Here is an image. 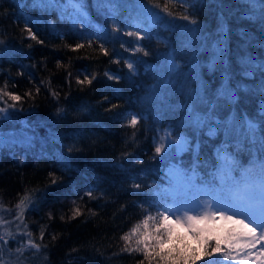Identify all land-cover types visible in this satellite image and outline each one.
<instances>
[{
    "label": "trees",
    "instance_id": "16d2710c",
    "mask_svg": "<svg viewBox=\"0 0 264 264\" xmlns=\"http://www.w3.org/2000/svg\"><path fill=\"white\" fill-rule=\"evenodd\" d=\"M154 2L174 16L147 0H0V89L22 97L0 113V217L11 222L0 234H13L0 241L4 264H148L124 250L137 224L158 222L199 185L218 192L225 165L264 172V0ZM138 26L148 29L140 41L126 35ZM86 75L95 79L78 84ZM214 223L221 235L234 227Z\"/></svg>",
    "mask_w": 264,
    "mask_h": 264
},
{
    "label": "snow or ice",
    "instance_id": "6c2138e0",
    "mask_svg": "<svg viewBox=\"0 0 264 264\" xmlns=\"http://www.w3.org/2000/svg\"><path fill=\"white\" fill-rule=\"evenodd\" d=\"M37 3H42L44 0H35ZM71 2V0H70ZM153 8H159L161 12L169 17H173L174 13L168 10L167 4L161 8L158 2L154 0H147ZM169 3H179L181 6L186 3V0H168ZM153 21L161 19L160 14L148 10ZM179 19L189 20L188 15H180ZM195 24L196 21L192 20ZM29 37L32 40H37L38 43L43 44L42 40H38L36 34L31 28L25 26ZM114 31H119V28H114ZM127 36L135 37L137 41L143 40L148 35V29H140L135 32H127ZM2 43V41H0ZM91 46L92 41H88ZM83 44H77L76 48H83ZM121 47H124L122 44ZM100 50L104 55H108L104 44L100 45ZM134 51L142 52L144 56L149 53L143 47H139ZM118 62V61H116ZM129 72L135 73L136 69L133 62H125ZM172 69H176L173 63ZM264 68V64L260 65ZM108 75V73H105ZM109 79H119L116 76H108ZM95 79V76L92 77ZM92 79L86 75L83 80H77L78 84H91ZM7 85L4 89H0V101H4L6 107L0 108V113H7L8 108H15L16 102L21 101L22 97L12 92L6 91ZM39 93V88L36 89ZM30 96L31 93H26ZM55 95V93H54ZM7 97L13 103L8 104L4 98ZM105 99H107L105 97ZM119 105L112 104L106 111H112L118 108ZM264 108V105H262ZM127 121L128 126L135 128L140 122L138 114L129 113ZM249 130L252 131L255 125L252 122L248 124ZM135 135V133H133ZM163 137H161V144L155 147V153L159 155L163 152L164 144ZM177 143H180L179 141ZM72 149L69 148V152ZM49 175H52L51 173ZM55 183V181H53ZM133 188L139 189L140 184H133ZM89 197L92 192L86 193ZM31 203V197L26 193L19 203L16 205L18 209L17 215L14 219H19L23 223V213L28 204ZM215 207L216 211L209 212L207 209ZM195 209H186L181 211V208L173 210H166L164 213H159V220L156 217L149 216L143 221V231L141 225L137 224L131 229L129 234L122 237L126 245L131 244L133 236L139 237L136 240V247H126V251L142 252L148 264H197L198 261L203 260L204 264H224L225 261H233L240 264H264V172L254 179L246 172L242 175L240 180H233L226 188L223 195L215 200V204H208L205 211L197 212L196 215H190L189 212ZM231 212V215L226 213ZM217 213H220L219 219L221 221H230L234 227L229 228L225 234L221 235L223 231L214 223L217 220ZM51 215V214H50ZM81 215L79 207L74 209V217ZM170 215H175V221L170 220ZM242 217V219H235V217ZM149 221H153L154 227L149 231ZM213 223H209V222ZM11 223L0 217V225ZM174 225H178L184 229L183 233L177 231ZM238 226V227H237ZM19 227V225H17ZM27 225H25V228ZM31 237V233H26ZM13 234L7 228L4 229L3 234H0V241L6 245L8 243L5 237H12ZM14 238V237H13ZM41 239H43V231L41 232ZM55 238V237H53ZM28 246L36 250L40 249V245L35 243L32 239L27 242ZM255 250V251H254ZM17 252H22V248H17ZM0 264H4L3 259H0ZM143 264V261L140 262Z\"/></svg>",
    "mask_w": 264,
    "mask_h": 264
},
{
    "label": "rangeland",
    "instance_id": "374dc122",
    "mask_svg": "<svg viewBox=\"0 0 264 264\" xmlns=\"http://www.w3.org/2000/svg\"><path fill=\"white\" fill-rule=\"evenodd\" d=\"M145 6H142L141 9L142 10H145ZM146 12H149L148 10H145ZM223 170L226 168H222ZM238 172V175L237 177L242 173V169H238V168H228V171L226 172V177L230 180H235L236 179V174ZM176 177L178 178V175H176ZM238 178H241V176H239ZM193 187V186H192ZM200 187V190H201V193L200 194H197V196H190L191 193H189V197L187 198H181L180 199V204L176 205L174 208H171L170 210H175L176 208H181V211H184L186 209H195V211H192V212H189L190 215H196L197 212H203L205 211L206 209V206L208 204H215V200L216 198H218L219 196L223 195L225 190H222L220 191V193H218L217 195L210 192V190H208V187H205L204 184L202 185H199ZM209 212H213V211H216L215 207H212V208H208L207 209ZM227 215H231L232 213L231 212H228L226 213ZM219 215L220 213H217V219H219ZM176 217L175 215H170V220L171 221H175ZM235 219H242V217H235ZM220 220V219H219ZM224 222L225 224H231L232 223L230 221H222ZM238 227V226H237ZM174 228L183 233L184 229L178 225H174ZM255 251V250H254Z\"/></svg>",
    "mask_w": 264,
    "mask_h": 264
}]
</instances>
